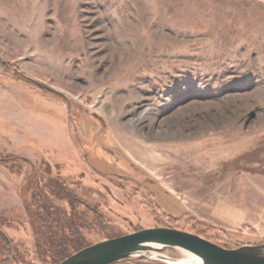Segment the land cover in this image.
<instances>
[{
	"label": "rangeland",
	"instance_id": "obj_1",
	"mask_svg": "<svg viewBox=\"0 0 264 264\" xmlns=\"http://www.w3.org/2000/svg\"><path fill=\"white\" fill-rule=\"evenodd\" d=\"M27 172L118 234L264 243V0H0V260L41 264Z\"/></svg>",
	"mask_w": 264,
	"mask_h": 264
},
{
	"label": "trees",
	"instance_id": "obj_2",
	"mask_svg": "<svg viewBox=\"0 0 264 264\" xmlns=\"http://www.w3.org/2000/svg\"><path fill=\"white\" fill-rule=\"evenodd\" d=\"M25 178L23 195L30 194V199L25 198V207L35 229V256L41 264H58L74 252L94 244L89 238L92 233L102 236V239L123 235L118 234L112 220L101 214L98 208L81 199L58 178L44 179L37 173L31 175L29 172L25 174ZM53 199L66 202L69 209ZM191 226L187 229L192 230ZM200 235L208 237L204 233ZM0 238L5 242L1 233ZM1 250L8 258L7 261L1 259L0 264H10L13 259L17 260L16 253V256L12 257L7 246L5 249L4 245ZM17 261L20 264H30L21 259Z\"/></svg>",
	"mask_w": 264,
	"mask_h": 264
},
{
	"label": "water",
	"instance_id": "obj_3",
	"mask_svg": "<svg viewBox=\"0 0 264 264\" xmlns=\"http://www.w3.org/2000/svg\"><path fill=\"white\" fill-rule=\"evenodd\" d=\"M3 236L10 243L5 233ZM175 248L191 255L194 264H264V243L226 248L211 240L176 227H148L114 238H107L80 249L58 264H113L127 258L161 259L178 264L162 251Z\"/></svg>",
	"mask_w": 264,
	"mask_h": 264
},
{
	"label": "bare ground",
	"instance_id": "obj_4",
	"mask_svg": "<svg viewBox=\"0 0 264 264\" xmlns=\"http://www.w3.org/2000/svg\"><path fill=\"white\" fill-rule=\"evenodd\" d=\"M187 257L182 260H177L178 264H194L196 260L191 255H186Z\"/></svg>",
	"mask_w": 264,
	"mask_h": 264
}]
</instances>
